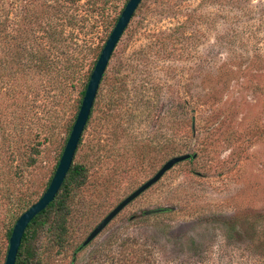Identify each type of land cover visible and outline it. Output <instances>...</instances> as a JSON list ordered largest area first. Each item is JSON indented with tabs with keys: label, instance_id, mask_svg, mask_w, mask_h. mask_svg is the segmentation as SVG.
Returning a JSON list of instances; mask_svg holds the SVG:
<instances>
[{
	"label": "rangeland",
	"instance_id": "1",
	"mask_svg": "<svg viewBox=\"0 0 264 264\" xmlns=\"http://www.w3.org/2000/svg\"><path fill=\"white\" fill-rule=\"evenodd\" d=\"M127 1L73 7L78 23L65 28L69 40L57 55L83 60L74 82L95 68ZM43 2L0 0V12L10 11L0 57L19 55L24 39L25 55L47 45ZM25 5L28 19L19 16ZM47 86L32 87L26 123L39 134L41 154L9 182L13 196H0V264L25 212L18 200L33 191L34 203L41 198L74 117L78 92L68 87L63 96ZM184 154L197 157L80 249L119 203ZM73 164L88 169V181L74 192L67 243L48 250L46 264H117L128 239L151 252L144 264H264V0H143L104 74ZM161 208L167 211L145 215Z\"/></svg>",
	"mask_w": 264,
	"mask_h": 264
},
{
	"label": "trees",
	"instance_id": "2",
	"mask_svg": "<svg viewBox=\"0 0 264 264\" xmlns=\"http://www.w3.org/2000/svg\"><path fill=\"white\" fill-rule=\"evenodd\" d=\"M80 1L63 0L61 2L55 0L52 2V0H44L45 16L48 18V27L46 32H44L47 45L45 47L42 46L41 50L36 53L31 51L29 55H25L29 47L24 44V41H26L24 39L16 47L20 52L19 55H3L0 57L1 197L13 196L14 192L10 191L9 182L21 177L24 168L34 167L38 156L41 154L39 134L34 135L32 127H28L26 123L31 117L29 115L32 112L35 100H31L29 96L30 93L35 94L32 87L34 85L40 86L45 81L48 84L47 87L60 89L63 96L67 92L68 87L74 90V92H78V97L74 101V104H76L74 105L75 113L73 120L65 124L64 127L67 136L62 147L60 159L62 157L80 111L91 73L94 70L91 72L90 69L82 81L81 79H79L80 81L77 79V82H74L84 63L83 60L80 63H74L72 55H57L59 54V50L61 51L60 54L65 52L67 40H69L65 28L74 27L78 23V17L73 12V7ZM92 1L96 3L98 0ZM26 6L28 5H25L19 13V16L24 17V19L30 17V10H26ZM1 10H3L1 11L3 15L0 12V31L4 32V27L7 28L8 20L10 19V11L5 8ZM100 54L97 55L98 59ZM96 63L97 61L94 64L96 65ZM58 97L59 95L56 96V98ZM188 105L189 103H185L186 107ZM91 116L92 112L90 118ZM12 126H14V131L10 129ZM81 142L82 138L79 144ZM60 159L58 160L56 169ZM56 169L44 186L42 195L49 187ZM6 177L9 180L5 182ZM87 181L88 169L84 165L73 164L55 200L29 224L22 239L16 264H46L45 258L48 250L51 249L52 251L54 248H58L59 251L63 250L69 233L68 219L72 214L71 205L73 204L74 192L83 188ZM36 194L38 193L33 191L27 194L24 199H19V208L22 211H26L35 202ZM13 228L9 232V237H11ZM130 248H133V253L135 252L136 255H140L139 260L136 259V262L129 258L132 255L129 252ZM150 254L151 252L147 253L145 246L137 240L128 239L123 243V247L119 252L117 264H144L147 262L146 256H152Z\"/></svg>",
	"mask_w": 264,
	"mask_h": 264
},
{
	"label": "water",
	"instance_id": "3",
	"mask_svg": "<svg viewBox=\"0 0 264 264\" xmlns=\"http://www.w3.org/2000/svg\"><path fill=\"white\" fill-rule=\"evenodd\" d=\"M142 1L143 0H129L124 10L122 11L91 74L90 81L88 83L80 111L78 113L77 119L74 123L69 139L66 143L59 165L56 169V172L49 187L41 196V198L18 218L14 225L10 237L9 249L7 252L5 264H16L22 239L29 224L34 220L37 215L43 212L59 194L65 182V179L73 165V160L76 151L78 149L87 123L89 121L100 84L103 80L104 74L108 68L113 53L118 43L120 42L122 36L124 35L125 31L127 30L136 11L140 7ZM196 157V154H184L169 159L151 179L146 181L133 193L127 196L95 227V229L82 243L80 249H83L87 247L90 243H92L126 207H128L131 203H133L136 199L142 196L150 188L156 185L176 165L191 159H195ZM165 211H167V209H154L145 212V215L159 214Z\"/></svg>",
	"mask_w": 264,
	"mask_h": 264
},
{
	"label": "flooded vegetation",
	"instance_id": "4",
	"mask_svg": "<svg viewBox=\"0 0 264 264\" xmlns=\"http://www.w3.org/2000/svg\"><path fill=\"white\" fill-rule=\"evenodd\" d=\"M94 229H95V228H94ZM94 229H93V230H94ZM93 230H92V231H93Z\"/></svg>",
	"mask_w": 264,
	"mask_h": 264
}]
</instances>
